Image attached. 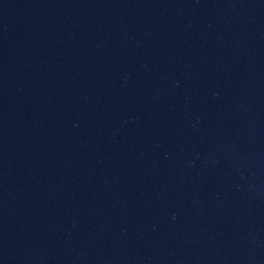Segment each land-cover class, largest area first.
Listing matches in <instances>:
<instances>
[{"label":"water","instance_id":"water-1","mask_svg":"<svg viewBox=\"0 0 264 264\" xmlns=\"http://www.w3.org/2000/svg\"><path fill=\"white\" fill-rule=\"evenodd\" d=\"M0 264H264V0H0Z\"/></svg>","mask_w":264,"mask_h":264}]
</instances>
